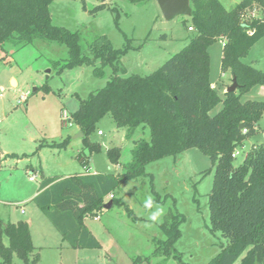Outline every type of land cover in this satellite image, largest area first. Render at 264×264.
I'll use <instances>...</instances> for the list:
<instances>
[{"label": "trees", "instance_id": "obj_1", "mask_svg": "<svg viewBox=\"0 0 264 264\" xmlns=\"http://www.w3.org/2000/svg\"><path fill=\"white\" fill-rule=\"evenodd\" d=\"M53 1L0 0V48L6 43L21 47L39 37L67 46L69 55L61 70L88 65L94 67L96 76L103 77L105 67L111 68L106 83L86 98L79 97V106L71 114L90 152L102 149L89 136L107 114L117 127L129 132L148 127L150 137L133 140L132 160L123 172L44 177L33 202L71 247L100 248L101 242L85 224V217L106 208V197L121 183L149 175L152 181V173L146 170L150 162L198 148L210 156L215 167L208 197L209 229L220 231L227 239L220 252L205 264H235L238 260V264H264V140L253 143L239 165L235 164L237 156H233L246 140L261 132L264 99L242 100V96L253 86L264 85V69L244 61L251 47L264 36V20H243L242 16L245 9L254 8L255 2L264 12V0H242L230 10L220 0H191L188 28H192L193 36L147 75L127 74L121 64L131 47L129 43L116 48L106 35H99L85 44L79 31L54 24L50 11ZM105 6L103 2L93 11ZM219 40L223 41L221 74L229 70L232 80L235 77L238 82L237 89L225 91L223 98L210 79L209 47ZM220 103L222 108L212 114ZM107 156L118 164L121 148H108ZM78 157L87 168V156ZM151 184L158 194L153 181ZM110 200L112 207L122 205L115 196ZM125 208L136 218L129 206ZM185 220L180 211L166 215L159 224L163 237L155 240L154 255L189 264L175 247ZM15 257L22 264L41 261L29 222H5L0 218V264H14ZM137 259L143 260L141 256Z\"/></svg>", "mask_w": 264, "mask_h": 264}, {"label": "rangeland", "instance_id": "obj_2", "mask_svg": "<svg viewBox=\"0 0 264 264\" xmlns=\"http://www.w3.org/2000/svg\"><path fill=\"white\" fill-rule=\"evenodd\" d=\"M102 3V0H54L50 4L52 21L79 31L85 44L99 35H106L116 48L129 43L131 47L121 59L127 74L152 73L179 52L194 34L188 28L190 16L166 19L157 0H107L103 9L93 11ZM254 7L244 10L243 20L252 17L264 20L261 6L255 2ZM222 52L223 41L209 47L210 79L223 98L227 86L232 84V75L229 70L221 74ZM68 55L65 44L39 37L21 47L6 43L0 48V217L31 221L34 241L36 245H43L40 264H179L173 258L154 255L153 251L155 240L163 237L159 224L169 212L180 211L186 220L180 225L181 236L175 247L189 264L207 263L226 245L227 239L220 231L209 229L208 197L215 167L210 156L198 148L147 164L146 170L152 173L158 194L152 191L150 175L129 180L112 192L121 206L116 204L95 212L99 219L93 214L85 217L84 221L101 242L100 248H70L63 252L57 247L61 234L30 201L43 178L83 172L78 154L87 156L94 170L121 173L132 160L133 140L150 137L148 127L129 132L125 127H117L113 117L107 114L89 136L102 149L90 152L78 136L80 128L71 114L79 106V97L86 98L106 83L111 68L105 67L103 77L96 76L94 67L88 65L61 70ZM244 61L264 69V36L251 47ZM263 88L260 84L253 86L242 100L264 99ZM221 108L222 103L211 113ZM64 110L68 113L66 119L62 115ZM259 126L261 132L246 140L243 148L236 149L240 151L236 165L243 161L253 143L264 139V113ZM112 146L121 148L118 164L107 156V149ZM30 176L36 180L30 181ZM149 195L165 212L156 223L148 220L150 212L144 207ZM111 198L109 194L106 201ZM20 205L26 208V214H21ZM125 205L133 210L136 218L128 213ZM139 256L143 260L139 261ZM13 262L22 264L17 257ZM238 263L239 260L235 264Z\"/></svg>", "mask_w": 264, "mask_h": 264}, {"label": "water", "instance_id": "obj_3", "mask_svg": "<svg viewBox=\"0 0 264 264\" xmlns=\"http://www.w3.org/2000/svg\"><path fill=\"white\" fill-rule=\"evenodd\" d=\"M103 2L107 0H102ZM160 9L166 19H172L177 15L190 16L193 10L191 0H157ZM238 87V82L233 77L232 84L229 85L226 91H234ZM242 127V126H241ZM78 136H83V132L80 130ZM107 209L112 207V200H109L105 206Z\"/></svg>", "mask_w": 264, "mask_h": 264}, {"label": "crops", "instance_id": "obj_4", "mask_svg": "<svg viewBox=\"0 0 264 264\" xmlns=\"http://www.w3.org/2000/svg\"><path fill=\"white\" fill-rule=\"evenodd\" d=\"M221 1V3L223 4V6L227 9V10H230V9H232V8H234L237 4H239L242 0H224V3H223V1L222 0H220ZM232 2H236V3H234L235 5H231L232 4ZM230 4V5H229ZM255 5V4H254ZM255 8V7H254ZM262 8V7H261ZM231 74V73H230ZM225 75V74H224ZM213 85V87H214V84H212ZM263 91H264V88L262 89ZM252 146V145H251ZM88 162H89V164H88V167L86 168V167H83V172H81V173H77V174H85V173H97V172H99V173H101V171H97V170H94L93 168H92V165H91V163H90V160H89V158H88ZM72 175V174H71ZM49 175H47V176H45V177H48ZM50 176H53V175H50ZM56 176H59V177H66L65 175H56ZM68 176H70V175H68ZM29 179H30V177H29ZM35 180H36V178H35ZM35 180H30V181H35ZM40 186L36 189V191L34 192V195H33V197L31 198V200L30 201H32L33 202V198L39 193V191H40ZM108 197V196H107ZM35 203V202H34ZM36 205V204H35ZM23 210V211H22ZM42 211V210H41ZM20 212H21V214H26V208L24 207V206H21L20 205ZM45 215V214H44ZM93 216H94V218L95 219H99V216L98 215H96V214H93ZM96 216H98V218H96ZM1 218V217H0ZM3 219V218H2ZM20 219H22V218H19V217H17L16 219H14V220H12V219H3L5 222H7V221H11V222H16V221H18V220H20ZM24 220H26V221H28L29 222V225H30V230H31V235H32V239H33V242H34V244H35V246L39 249V251H40V254H41V248H43V245H36V243H35V241H34V237H33V233H32V228H31V221L29 220V219H24ZM85 224L87 225V227L93 232V230L91 229V227L85 222ZM55 227V226H54ZM60 233V232H59ZM61 234V233H60ZM93 234H94V232H93ZM95 235V234H94ZM61 242H60V245H58L57 247H59L60 249H61V251H69L70 250V248L71 249H80V248H73V247H71L70 245H69V243L63 238V236L61 235ZM41 262V261H40Z\"/></svg>", "mask_w": 264, "mask_h": 264}, {"label": "clouds", "instance_id": "obj_5", "mask_svg": "<svg viewBox=\"0 0 264 264\" xmlns=\"http://www.w3.org/2000/svg\"><path fill=\"white\" fill-rule=\"evenodd\" d=\"M144 207L149 210L150 214L148 216V220L151 221L152 223L159 222L161 217L165 214L163 207L156 204L154 198L151 195L146 197L144 201ZM153 208H155L154 211H152ZM146 226H151V225H146Z\"/></svg>", "mask_w": 264, "mask_h": 264}, {"label": "built area", "instance_id": "obj_6", "mask_svg": "<svg viewBox=\"0 0 264 264\" xmlns=\"http://www.w3.org/2000/svg\"><path fill=\"white\" fill-rule=\"evenodd\" d=\"M189 29H192V28L190 27ZM249 33L251 34L252 31H249ZM62 115H63V118L64 119L68 118V113L66 112V110L63 111V114ZM98 134H102V131L101 130H98ZM263 136H264V132H263ZM239 154H240V151L239 150H235V152L233 153V156H238ZM30 180H35V176H30ZM110 197H113V195L110 194ZM96 218H98V216H96Z\"/></svg>", "mask_w": 264, "mask_h": 264}]
</instances>
